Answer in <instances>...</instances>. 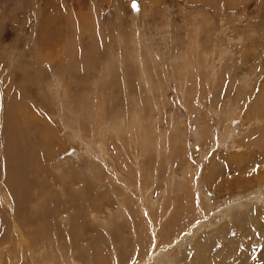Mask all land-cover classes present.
Returning <instances> with one entry per match:
<instances>
[{
	"label": "rangeland",
	"instance_id": "1",
	"mask_svg": "<svg viewBox=\"0 0 264 264\" xmlns=\"http://www.w3.org/2000/svg\"><path fill=\"white\" fill-rule=\"evenodd\" d=\"M217 263L264 264V0H0V264Z\"/></svg>",
	"mask_w": 264,
	"mask_h": 264
},
{
	"label": "bare ground",
	"instance_id": "2",
	"mask_svg": "<svg viewBox=\"0 0 264 264\" xmlns=\"http://www.w3.org/2000/svg\"><path fill=\"white\" fill-rule=\"evenodd\" d=\"M245 215V214H244ZM248 216V215H247ZM245 218H247V217H245ZM247 220V219H246ZM251 222V221H250ZM217 264H219V263H217ZM222 264V263H221ZM225 264V263H224Z\"/></svg>",
	"mask_w": 264,
	"mask_h": 264
}]
</instances>
